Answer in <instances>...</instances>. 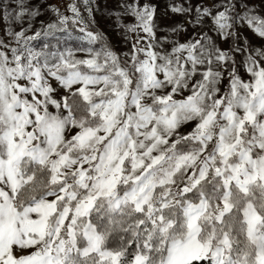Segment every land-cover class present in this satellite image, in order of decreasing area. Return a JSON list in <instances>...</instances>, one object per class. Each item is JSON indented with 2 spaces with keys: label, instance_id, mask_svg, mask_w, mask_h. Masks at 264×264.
<instances>
[{
  "label": "snow or ice",
  "instance_id": "obj_1",
  "mask_svg": "<svg viewBox=\"0 0 264 264\" xmlns=\"http://www.w3.org/2000/svg\"><path fill=\"white\" fill-rule=\"evenodd\" d=\"M0 264H264V0H0Z\"/></svg>",
  "mask_w": 264,
  "mask_h": 264
}]
</instances>
